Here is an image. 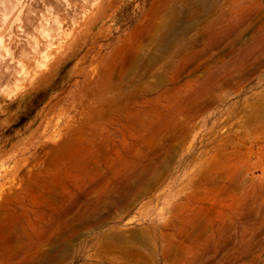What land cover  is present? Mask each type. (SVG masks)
Instances as JSON below:
<instances>
[{"label": "rangeland", "instance_id": "374dc122", "mask_svg": "<svg viewBox=\"0 0 264 264\" xmlns=\"http://www.w3.org/2000/svg\"><path fill=\"white\" fill-rule=\"evenodd\" d=\"M0 264H264V0H0Z\"/></svg>", "mask_w": 264, "mask_h": 264}, {"label": "bare ground", "instance_id": "6f19581e", "mask_svg": "<svg viewBox=\"0 0 264 264\" xmlns=\"http://www.w3.org/2000/svg\"><path fill=\"white\" fill-rule=\"evenodd\" d=\"M7 17V16H6ZM59 33V32H58ZM50 42V41H49ZM36 43V42H35ZM37 45V44H36ZM31 46V45H30ZM30 46H28V47H30ZM12 47V46H11ZM7 48V47H6ZM10 48V47H9ZM36 49V48H35ZM10 50V49H9ZM8 50V51H9ZM32 50V49H31ZM2 51V50H1ZM39 51V50H38ZM32 53V52H31ZM11 54V53H10ZM33 55V54H32ZM22 56H24V55H22ZM28 56V55H27ZM34 56H35V53H34ZM31 57V56H30ZM28 58V57H27ZM43 62V61H42ZM23 63V62H22ZM36 74V73H35Z\"/></svg>", "mask_w": 264, "mask_h": 264}]
</instances>
